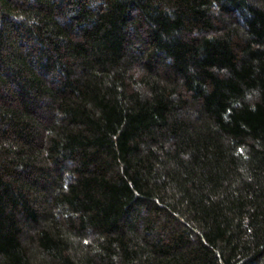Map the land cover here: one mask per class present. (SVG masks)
Instances as JSON below:
<instances>
[{
    "label": "trees",
    "instance_id": "1",
    "mask_svg": "<svg viewBox=\"0 0 264 264\" xmlns=\"http://www.w3.org/2000/svg\"><path fill=\"white\" fill-rule=\"evenodd\" d=\"M0 264H264V0H0Z\"/></svg>",
    "mask_w": 264,
    "mask_h": 264
}]
</instances>
